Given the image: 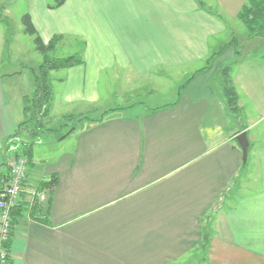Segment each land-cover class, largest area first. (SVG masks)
<instances>
[{"label": "crops", "instance_id": "obj_1", "mask_svg": "<svg viewBox=\"0 0 264 264\" xmlns=\"http://www.w3.org/2000/svg\"><path fill=\"white\" fill-rule=\"evenodd\" d=\"M245 3L36 6L30 16L43 42L83 41L84 63L54 79L35 136L18 130L23 103L7 98L0 78V189L16 154L30 150L8 264H264V54L242 56L232 39L221 41L235 36ZM226 62L237 115L220 82ZM139 92L170 99L150 106ZM53 178L48 203L33 201Z\"/></svg>", "mask_w": 264, "mask_h": 264}, {"label": "rangeland", "instance_id": "obj_2", "mask_svg": "<svg viewBox=\"0 0 264 264\" xmlns=\"http://www.w3.org/2000/svg\"><path fill=\"white\" fill-rule=\"evenodd\" d=\"M57 1L58 0H0V78L4 81L7 98L9 100L11 98L15 101V104L19 99L24 106V100H21L20 96L24 95V97H29L31 100L29 102L31 105L30 112L35 109L32 99L35 95V90L37 89L33 70H38L39 66L43 64L45 56L37 50L35 37L26 33L22 19L26 14L30 15L32 11L36 9L37 5L46 2L48 5L54 6ZM211 6L214 7L215 5L211 4ZM236 24H238V27L235 26L232 27V29L235 30L234 37L240 43L239 50L241 51V55L258 56L264 54V38L251 40V42H255V44L261 43L260 46L258 45V47L253 50L252 47H247V42H250V40L248 39L246 27L240 20L236 21ZM231 39L232 38L229 35H223L221 37L222 42H228ZM84 44L83 41H78L74 38L64 42L61 41L56 45V49L53 52L48 53L47 56L50 59H55L82 54ZM229 64V62H226V65ZM61 74H64V70L51 72L50 80L52 85H55L54 79ZM169 89H171L170 84H165L164 91L167 92ZM138 94H140L138 99L144 101L150 106L158 105L159 103L170 99L169 94H166V97L160 98V100L157 95H149V97L147 95L146 97H143L142 100V94L140 92ZM27 120L28 128L32 130L37 129L38 124L36 123L35 118L31 121L29 115ZM80 121L81 120H76L72 123L79 125L78 123ZM65 123L68 124L71 122L65 121ZM70 131H68L67 128L64 129V134L58 138V141L64 140L65 136ZM34 138L37 139L36 137ZM0 264L6 263L0 262Z\"/></svg>", "mask_w": 264, "mask_h": 264}, {"label": "trees", "instance_id": "obj_3", "mask_svg": "<svg viewBox=\"0 0 264 264\" xmlns=\"http://www.w3.org/2000/svg\"><path fill=\"white\" fill-rule=\"evenodd\" d=\"M67 0H58L54 6H49L50 8L61 7ZM239 20L247 29V35L249 40H255L257 38H264V0H246L245 5L238 16ZM23 24L25 26V31L27 34L35 37V43L37 50L41 52L45 57L44 62L38 68L37 71L33 70L34 81L36 83L37 89L35 90V95L32 99L34 102L35 109L31 111V101L29 97H24V113L26 115V121L19 125L18 130L27 126L28 116L30 115L31 121L34 120L37 125V129L41 127L43 118L50 112L53 103V87L50 80V74L53 71L67 70L72 67L82 65L84 63L82 54L70 55L68 57L50 59L47 55L48 53L53 52L56 49V45L61 42L64 37L62 35L55 36L48 44H45L36 30L31 16L26 14L23 17ZM230 44H234L237 47L238 54H240V43L239 41L232 36ZM233 65L223 67L219 70L220 82L223 87L224 96L226 99L227 107L231 114L237 115L239 113L238 101L239 96L234 87L233 81L231 79V71ZM117 109H110L102 114V118L110 114ZM70 119H73L69 117ZM68 118V119H69ZM66 121H69V120ZM83 119H88L87 117ZM81 120V119H80ZM28 128V127H27ZM30 129V128H29ZM36 130V129H35ZM32 134L35 136L34 130ZM20 154H16L18 157ZM27 157L28 163L30 158V150H24L23 154ZM57 183V179L53 178L49 184L43 186H54ZM22 203V202H21ZM21 203L16 206L11 214V233L9 241L6 244L7 251L10 253L11 250V239L13 227L21 216H23L26 208L21 205ZM10 258L8 259V261ZM7 261V262H8Z\"/></svg>", "mask_w": 264, "mask_h": 264}, {"label": "built area", "instance_id": "obj_4", "mask_svg": "<svg viewBox=\"0 0 264 264\" xmlns=\"http://www.w3.org/2000/svg\"><path fill=\"white\" fill-rule=\"evenodd\" d=\"M10 179L4 188L0 189V262L6 263L10 253L6 244L11 233V214L13 209L21 202L24 184L28 173V159L20 154L10 164ZM49 184V183H48ZM47 186V185H46ZM36 188L32 192V200L46 205L49 200V192L52 186Z\"/></svg>", "mask_w": 264, "mask_h": 264}, {"label": "water", "instance_id": "obj_5", "mask_svg": "<svg viewBox=\"0 0 264 264\" xmlns=\"http://www.w3.org/2000/svg\"><path fill=\"white\" fill-rule=\"evenodd\" d=\"M237 142L243 153V163L247 162L248 159V151H249V140L246 132H242L237 136Z\"/></svg>", "mask_w": 264, "mask_h": 264}]
</instances>
